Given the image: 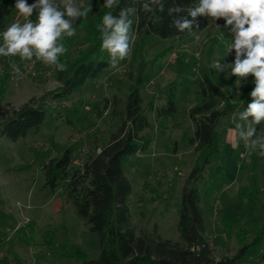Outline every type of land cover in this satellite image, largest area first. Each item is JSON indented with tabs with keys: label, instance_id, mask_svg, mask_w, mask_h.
<instances>
[{
	"label": "rangeland",
	"instance_id": "374dc122",
	"mask_svg": "<svg viewBox=\"0 0 264 264\" xmlns=\"http://www.w3.org/2000/svg\"><path fill=\"white\" fill-rule=\"evenodd\" d=\"M88 1L77 3L83 7ZM34 2L28 0L29 4ZM35 15L34 11L32 21ZM17 20L24 22L12 0L11 12L1 22L0 44L3 31ZM224 24L220 18L197 32L199 40L190 34L173 40H133L130 55L117 69H106L64 98H54L61 84L52 66L35 56L31 61L0 57V104L9 111L24 105L46 109L43 123L26 137L12 142L0 135V264H79L78 252L87 259L98 257L97 236L66 202L63 183L59 182L53 192L44 187L43 167L66 148L72 152L70 173L93 158L116 129L110 108L105 106L114 96L125 98L130 76L135 79L140 70L144 77L140 97L149 117L144 134L149 146L145 154L127 158L123 166L132 185V226L138 234L155 233L177 241L180 192L203 155L191 141L194 124L189 116L201 101L198 81L209 73L214 61L232 63L235 58L234 50L227 52L233 37H226L221 30ZM88 28L85 23L75 36L62 35L60 42L67 48L69 61L83 57L93 47ZM102 57L110 60L106 50ZM13 61L20 67L19 78L11 69ZM229 71L226 67L225 73ZM218 73L226 94V101L215 107L221 112L239 100L244 85L242 78ZM169 95L178 113L160 120L157 110ZM237 122V115L220 119L210 163L198 172L205 236L216 259L236 253L240 233L245 232L248 242L264 227V155L258 148L248 153L239 138ZM263 254L264 239L242 262L264 264Z\"/></svg>",
	"mask_w": 264,
	"mask_h": 264
},
{
	"label": "trees",
	"instance_id": "16d2710c",
	"mask_svg": "<svg viewBox=\"0 0 264 264\" xmlns=\"http://www.w3.org/2000/svg\"><path fill=\"white\" fill-rule=\"evenodd\" d=\"M131 2L132 0H121L120 5L111 10L103 7L104 0H89L84 5L91 4L92 11L87 18L77 21L76 29L85 23L89 24L87 32L89 39L93 41V47L86 55L74 61H69L65 53L59 57L67 65L66 71H58L52 66L56 79L61 84L60 92L54 98L68 96L83 87L86 81L96 79L110 68L109 59L102 57L104 50L101 49L102 41L96 25L102 23V17L108 11L118 16L120 9L131 6ZM196 2L197 0H165L163 12L155 15L138 12L132 17L136 32L133 40L148 37L173 40L188 36L187 32L179 33L170 26L173 17L168 15V9L174 6L187 7ZM11 5L12 0H0V26L3 18L10 14ZM197 20L200 25L198 32L212 25L209 18L198 17ZM229 28L221 27L228 38L231 37ZM218 74V71L211 69L201 76L198 81L201 101L189 114L194 124L191 141L203 155L200 166L191 170L180 192L177 241L162 239L155 233L138 234L132 226V185L124 174L123 166L127 158L145 154L149 146V139L144 134L148 129L149 117L140 97V88L144 83L142 70L135 79L130 76L131 82L124 99L114 96L105 106V109L110 108L116 129L110 134L108 143L93 158L70 173L72 152L70 148H66L60 157L52 158L44 165V187L53 192L59 182L63 183L66 202L75 216L97 236L98 257L87 259L78 252L79 264H245L242 262L244 257L264 239V227L248 242L245 232H242L238 235L241 244L236 253L231 257L223 256L218 259L213 256L206 240L201 209L202 195L197 187L198 172L210 163L215 149L214 132L220 119L243 111L251 102L250 92L255 87L252 77L242 78L243 94L239 100L228 104L224 111H217L215 107L226 101L224 83ZM2 92L0 89V95ZM148 111H151V107ZM177 113L172 95L157 110L160 120L174 117ZM45 117L46 109L41 105H24L18 110L9 111L0 104V135L15 142L26 137L30 130L37 129ZM262 257L264 258V254Z\"/></svg>",
	"mask_w": 264,
	"mask_h": 264
},
{
	"label": "clouds",
	"instance_id": "9594fccd",
	"mask_svg": "<svg viewBox=\"0 0 264 264\" xmlns=\"http://www.w3.org/2000/svg\"><path fill=\"white\" fill-rule=\"evenodd\" d=\"M121 0H104L106 9L117 8ZM165 0H132L131 6L121 8L118 16L108 11L102 17V23L97 24L100 33L101 49L109 53V65L117 69L120 61L131 53V41L136 32L133 28L138 12L155 15L163 12ZM15 9L23 18L6 27L2 33L3 43L0 44V57H19L21 61H31L35 56L45 65L55 66L58 71H66L67 65L59 60L67 48L61 41L62 35H76L77 21L87 18L92 11L91 4L83 8L77 0H15ZM36 13V20L30 18ZM186 13V15H181ZM168 15L173 17L171 27L179 33L187 32L199 40L200 30L198 17L209 18L216 24L223 18L224 27L229 28L233 37L228 46V54L235 51L232 63L214 61L210 68L225 73L227 77L247 78L252 76L255 87L250 92L252 98L247 107L239 112V122L235 124L238 135L244 141L250 154L257 148L264 155V0H197L187 6H174L168 9ZM11 69L19 78L20 67L11 63ZM240 84V79H237ZM261 125L259 131L257 126Z\"/></svg>",
	"mask_w": 264,
	"mask_h": 264
}]
</instances>
